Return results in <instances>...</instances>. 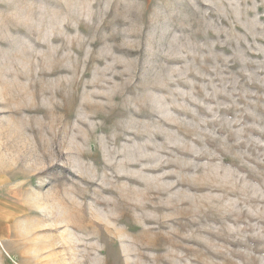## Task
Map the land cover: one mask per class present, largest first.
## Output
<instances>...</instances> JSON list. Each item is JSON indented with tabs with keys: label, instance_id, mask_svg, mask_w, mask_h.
Here are the masks:
<instances>
[{
	"label": "rangeland",
	"instance_id": "rangeland-1",
	"mask_svg": "<svg viewBox=\"0 0 264 264\" xmlns=\"http://www.w3.org/2000/svg\"><path fill=\"white\" fill-rule=\"evenodd\" d=\"M0 264H264V0H0Z\"/></svg>",
	"mask_w": 264,
	"mask_h": 264
},
{
	"label": "bare ground",
	"instance_id": "bare-ground-1",
	"mask_svg": "<svg viewBox=\"0 0 264 264\" xmlns=\"http://www.w3.org/2000/svg\"><path fill=\"white\" fill-rule=\"evenodd\" d=\"M75 223H76V221H75Z\"/></svg>",
	"mask_w": 264,
	"mask_h": 264
}]
</instances>
